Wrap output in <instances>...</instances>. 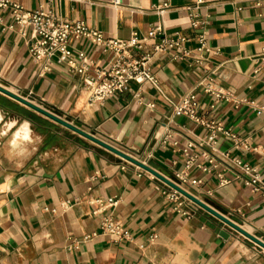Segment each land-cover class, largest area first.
Returning <instances> with one entry per match:
<instances>
[{
	"label": "crops",
	"instance_id": "obj_1",
	"mask_svg": "<svg viewBox=\"0 0 264 264\" xmlns=\"http://www.w3.org/2000/svg\"><path fill=\"white\" fill-rule=\"evenodd\" d=\"M18 1L26 10L49 2ZM53 9L118 39L146 35L162 24L169 35L180 32L188 39L193 56L155 58L162 92L150 83H131L91 105L83 77L65 63L53 62L51 71L38 74L29 52L32 28L8 29L14 16L6 8L0 9V85L172 180L188 173L186 191L264 241V188L253 191L233 163L240 159L256 168L264 183V19L253 1L63 0ZM202 33L212 50L202 53L206 60L199 64ZM71 46L86 50L91 69L109 66L112 55L86 39H72ZM209 78L231 91L238 104L220 100L212 108L214 97L200 85ZM191 91L197 93L199 114L231 129L250 150L236 149L220 135L216 152L193 148L197 157L187 167V157L163 147L167 134L181 147L208 136V129L173 111V103ZM165 189L139 166L0 92V264H264L259 245L201 207L191 215L179 213ZM98 197L119 202L95 213ZM103 216L120 220L130 239L115 243L99 233ZM92 233L98 234L83 241Z\"/></svg>",
	"mask_w": 264,
	"mask_h": 264
},
{
	"label": "built area",
	"instance_id": "obj_2",
	"mask_svg": "<svg viewBox=\"0 0 264 264\" xmlns=\"http://www.w3.org/2000/svg\"><path fill=\"white\" fill-rule=\"evenodd\" d=\"M61 1L63 0H49L48 4L41 5L35 10H26L18 0H0V9L10 8L12 10L14 24L9 25L8 29H13L15 25L30 26L32 28V37L28 42L29 52L38 64V74L44 76L51 71L53 62L57 64L65 63L71 70L83 77V85L89 91V103L91 105L104 103L115 94L124 92L131 83L140 86L150 83L162 92L161 83L153 69L155 58L159 55H169L173 60L184 61L193 56V50L185 46L188 39L180 32H176L172 36L169 35L166 27L162 24L152 27L146 35L139 36L137 33H133L129 39L105 37L101 31L89 27L83 20H70L57 15L53 7H58ZM251 1L259 10L258 15L264 19V0ZM201 2L202 0H197V3ZM164 6L160 10L162 13L168 7L167 4ZM197 24L196 21L192 22V26H197ZM80 38L86 39L91 46L101 48L103 53L112 55L107 68L95 67L91 69V65L87 62L86 50L75 49L71 46L72 39ZM197 40L199 45L196 51L199 52L200 57L197 58L196 62L202 64L206 60L202 53L205 51L211 52L212 49L207 45L205 33L200 34ZM214 52L218 53L219 50ZM200 85L203 86L205 92L214 97L212 108L220 100L238 104V100L233 96V93L215 87L212 78H209L208 83H205V79L202 80ZM139 102L142 103L141 98ZM148 106L153 107L154 105L149 103ZM198 108L199 100L196 91L187 93L181 97L179 102L173 103L175 113L181 114L209 130L206 138L189 141L181 147L178 140H172V135L167 134L161 142L163 147H171L174 153L181 152L187 157V167L191 166L197 157V155L191 154L193 148L206 146L211 151L216 152L217 138L220 135L232 141L236 149L250 150V145L245 140L221 123L200 115ZM203 156L208 157V154L203 152ZM233 163L246 176V184L253 191L264 188V183H262L256 168L242 162L240 159H234ZM207 170V167L203 168V171ZM144 172L152 179L157 178L146 170ZM96 174L98 175V173ZM176 178L177 180L173 181L182 187L188 181V173H177ZM191 182L194 185L199 183L198 180H191ZM222 182V184H225L227 181L223 179ZM162 183L166 187L164 191L166 198L175 204V209L179 213L191 215L198 209L197 204L163 181ZM89 190H92V188L90 187ZM94 202L98 207L95 211L97 213L117 205L119 200L98 197L94 199ZM99 233L109 235L115 243L129 240L131 237L123 223L111 216L101 218ZM97 234H87L83 237V241H88ZM155 238L154 235L151 240L154 241ZM77 242L70 247H77ZM260 249L264 252V248L260 247Z\"/></svg>",
	"mask_w": 264,
	"mask_h": 264
},
{
	"label": "water",
	"instance_id": "obj_3",
	"mask_svg": "<svg viewBox=\"0 0 264 264\" xmlns=\"http://www.w3.org/2000/svg\"><path fill=\"white\" fill-rule=\"evenodd\" d=\"M0 92L5 94V95H7V96H9V97H11V98H13L14 100H16V101H18L20 103L30 107L31 109H33V110L45 115L46 117H48V118L52 119L53 121L61 124L62 126L74 131L75 133L79 134L80 136H82V137H84V138H86V139H88V140H90V141H92L94 143H97L98 145H100V146L104 147L105 149L111 151L112 153L118 155L122 159H124L126 161H129V162L139 166L140 168L152 173L158 179H160L161 181H163L164 183L169 185L171 188H173V189L177 190L178 192H180L182 195H184L185 197L190 199L192 202L197 204L199 207H201L202 209H204L205 211H207L211 215L215 216L219 220H221L227 226L231 227L232 229L236 230L237 232H239L240 234H242L243 236H245L246 238H248L249 240H251L255 244H257L260 247L264 248V241L262 239H260V238L256 237L255 235L249 233L244 228H242L237 222H235L234 220H232L231 218H229L225 214L221 213L220 211L216 210L215 208L210 206L205 201L199 199L197 196L189 193L184 188L180 187L177 183H175L173 180H171L170 178L166 177L162 173L158 172L157 170H155L154 168H152L148 164L139 161L138 159L132 157L131 155L125 153L124 151H122V150L114 147L113 145L101 140L100 138H98L94 134L85 131L84 129L74 125L73 123L69 122L68 120L63 119L59 115H57V114H55V113H53V112H51V111L39 106V105H36V104L32 103L31 101L21 97L20 95H17L15 93L9 91L8 89L4 88L1 85H0ZM221 234L222 235L224 234L225 236L228 235L227 233H225V231H223Z\"/></svg>",
	"mask_w": 264,
	"mask_h": 264
},
{
	"label": "rangeland",
	"instance_id": "obj_4",
	"mask_svg": "<svg viewBox=\"0 0 264 264\" xmlns=\"http://www.w3.org/2000/svg\"><path fill=\"white\" fill-rule=\"evenodd\" d=\"M243 237V236H242Z\"/></svg>",
	"mask_w": 264,
	"mask_h": 264
}]
</instances>
